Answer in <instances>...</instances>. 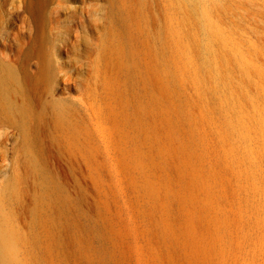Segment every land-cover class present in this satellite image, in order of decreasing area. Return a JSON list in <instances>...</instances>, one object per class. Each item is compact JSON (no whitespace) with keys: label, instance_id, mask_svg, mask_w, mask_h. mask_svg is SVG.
<instances>
[{"label":"rangeland","instance_id":"rangeland-1","mask_svg":"<svg viewBox=\"0 0 264 264\" xmlns=\"http://www.w3.org/2000/svg\"><path fill=\"white\" fill-rule=\"evenodd\" d=\"M57 1L0 0L15 264H264V0Z\"/></svg>","mask_w":264,"mask_h":264},{"label":"bare ground","instance_id":"bare-ground-1","mask_svg":"<svg viewBox=\"0 0 264 264\" xmlns=\"http://www.w3.org/2000/svg\"><path fill=\"white\" fill-rule=\"evenodd\" d=\"M63 1L64 0H58L57 4L55 7L52 8V15L53 17L56 19L58 14H59V10L63 9ZM119 1V0H117ZM33 2V6L35 7L34 12H35V16H38V19H42L43 18V9L45 7V3L46 0H32ZM31 34H27L24 35L26 38L30 39V43H26L22 40H20L19 45H17L16 47V52L13 55L12 61L17 64V65H22L24 64L23 62V56H28L29 54H35L36 48L41 44L42 47V51L43 54L46 56L47 53L44 50V45L45 42L43 39H40L38 37L34 36H30ZM220 34L214 33V35L212 34V36H217ZM220 39H222V37L220 36ZM37 41H40V44H37ZM29 47V48H28ZM28 49V50H27ZM11 59V58H10ZM33 67H35L37 70L40 71V68H43V66L45 65V63L43 61H39V62H34L32 64ZM241 68L245 71V73L248 72V68L246 65L241 64ZM9 74V73H8ZM7 74V75H8ZM11 76L7 77V79H11L14 82V78L12 76V74H10ZM40 75V72H39ZM17 94L20 95V97H24L26 95L25 90L22 89V87H18V89L16 90ZM15 251H16V237L15 235L6 227L1 226L0 227V264H15V260H16V256H15Z\"/></svg>","mask_w":264,"mask_h":264}]
</instances>
